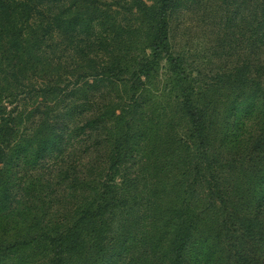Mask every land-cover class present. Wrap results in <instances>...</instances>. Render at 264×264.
<instances>
[{
    "label": "trees",
    "instance_id": "obj_1",
    "mask_svg": "<svg viewBox=\"0 0 264 264\" xmlns=\"http://www.w3.org/2000/svg\"><path fill=\"white\" fill-rule=\"evenodd\" d=\"M255 1L260 4L253 32L263 45L264 0ZM181 4L0 0V264H136L122 260L125 244L114 250L111 236L118 214L136 203L123 186L125 166L146 133L141 97L151 87L156 90L164 60L169 76L162 92L175 97L173 114L188 120V140H174L170 148L166 138L170 162L181 161L183 172L157 195L171 203L158 206L155 247L142 260L205 264L207 239H212L210 259L219 255L221 260L211 264H264V74H253L245 62L218 74L212 86L198 85L171 43L170 18ZM65 52L75 54L71 63ZM72 81V97L88 99L103 84L125 87L128 98L97 107L86 122L107 136L106 165L76 175L69 212L56 218L39 191L38 178L30 177L27 187L20 188L19 171L63 156L66 120L57 116L59 105L53 106V99ZM207 90L238 93L244 111L259 120L251 145L238 156L225 157L221 149L219 104L201 100L199 94ZM235 102L229 111H243ZM25 122H31L30 132L22 137ZM52 202L56 205L54 198ZM159 249L165 258L158 256Z\"/></svg>",
    "mask_w": 264,
    "mask_h": 264
},
{
    "label": "rangeland",
    "instance_id": "obj_2",
    "mask_svg": "<svg viewBox=\"0 0 264 264\" xmlns=\"http://www.w3.org/2000/svg\"><path fill=\"white\" fill-rule=\"evenodd\" d=\"M259 4L255 0H182L180 7L172 13L170 27L173 51L184 58L187 72L196 78L198 85L212 86L218 74L228 72L245 62L252 66L253 74H264V44L260 45V37L253 32ZM64 56L71 63L75 54L65 52ZM168 76L167 61L164 60L155 82L156 90L153 92L154 88L151 87L141 97L139 112L142 109L146 112V133L138 140L135 155L125 166L127 178L123 184L136 199V203L131 210L118 214L111 236L114 250L121 243L125 244V257L122 260H134L136 264H145L146 260L142 259L146 258V252L155 247L152 239L157 229L155 218L158 206L171 203L167 197L157 195L165 192V185L180 177L183 172L181 161L170 162L166 138L171 139L168 144L170 148L174 147V140L187 141L189 122L186 118L173 114L176 108L175 97H165L162 92ZM73 82H69L71 87H63L62 94L53 99V106L59 105L57 116L66 120L62 127L64 141L67 136L68 146L63 156L47 157L38 166H23L22 170L18 169L20 188L27 187L30 177L38 178L39 191L56 218H64L69 212L76 194V175L81 177L91 174L106 165V150L109 148L105 141L107 136L101 135V127L92 129L87 127L86 122L93 118V111L97 107H104L110 100L128 98L125 87L106 88L102 84L96 91L89 93L88 99L79 95L81 102L78 96H71L74 95L71 92ZM208 92L210 91L199 94L201 100L206 98L219 104L217 132L220 137L223 136L221 149L225 157L238 156L251 145L259 120L254 112L251 111L250 114L244 111L238 93L230 90ZM234 102L243 111L234 109L230 112L229 108ZM30 124L31 122L22 124V137L30 132ZM159 135L163 138H159ZM119 180L121 183V179ZM53 198L56 205L52 202ZM206 247L211 253L214 247L212 239H207ZM210 253L203 258L205 264H211L210 260H221L219 255L210 259ZM158 256L165 258L163 249H159ZM152 258L159 260L157 255L152 254Z\"/></svg>",
    "mask_w": 264,
    "mask_h": 264
}]
</instances>
